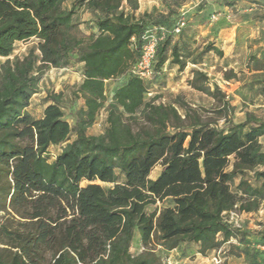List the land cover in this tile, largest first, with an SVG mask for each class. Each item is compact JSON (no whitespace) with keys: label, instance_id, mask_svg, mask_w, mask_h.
Masks as SVG:
<instances>
[{"label":"trees","instance_id":"trees-1","mask_svg":"<svg viewBox=\"0 0 264 264\" xmlns=\"http://www.w3.org/2000/svg\"><path fill=\"white\" fill-rule=\"evenodd\" d=\"M82 9L94 17L90 34L75 21ZM139 9L138 0H0V57L31 39L39 52L0 68V264H164L158 247L170 253L196 245L208 256L251 236L264 244V232L245 233L228 222L236 210L264 207V120L249 113L235 123L220 88L212 91L200 72L191 86L222 102L216 111L228 118L222 127L177 102L146 101L149 88L132 67L147 31L170 32L150 81L167 64L184 71L193 56L181 40L186 15L162 16L166 24L137 15ZM210 52L223 56L215 42L200 56ZM73 63L83 76L74 123L65 119L60 95L48 97L43 117L33 118L28 108L45 71ZM245 68L262 77L264 98V55H251ZM102 111L104 132L92 135ZM54 147H61L56 156ZM136 239L139 255L132 254Z\"/></svg>","mask_w":264,"mask_h":264},{"label":"rangeland","instance_id":"rangeland-1","mask_svg":"<svg viewBox=\"0 0 264 264\" xmlns=\"http://www.w3.org/2000/svg\"><path fill=\"white\" fill-rule=\"evenodd\" d=\"M138 1L140 11L151 14L159 23L168 22L162 16L172 21L178 14L184 13L187 17V28L181 40L187 46L188 53L193 56L184 71L180 72L176 66L167 64L161 74H157L152 81H147L149 91L145 96L146 101L159 97L158 102L165 104L177 102L187 110L195 111L202 120L216 122L222 127L228 119L220 117L216 112L223 108L222 102L191 86V82L196 79V72H200L207 76L208 81L205 84L212 91L215 85L220 88L224 101L230 103L233 108L231 116L235 123L245 121L249 113L264 120V98L259 94L262 77L245 68L251 55H264V0H238L234 7L226 6L225 2L229 0ZM203 3L205 6H202ZM70 4L67 3V6L70 7ZM213 16L215 19H212ZM93 20V14L85 9L80 10L75 17V21L86 34L91 33ZM210 42H215V47L223 52V56L215 52L200 56L202 49ZM37 44V39L16 43L9 58L0 57V68L7 60L15 65L31 50H35V55H39ZM82 82L81 64L73 63L62 69L49 67L42 76L39 91L33 97L28 113L35 119L42 118L49 104L48 97L60 95L65 119L73 124L75 111L83 104L77 95ZM115 86L116 82L108 84V96ZM180 112L183 113V110L180 109ZM106 116V111L100 113L97 123L89 131L90 134L100 135L104 132ZM260 141L264 146V138ZM60 152L61 147L51 149L53 156ZM259 170H264V167ZM160 171L161 167L157 166L150 179H156ZM238 183L239 180L236 185ZM86 184L87 182L82 183L83 186ZM154 209L155 207H149L150 211ZM3 216L4 213L0 212V222ZM229 221L245 233L264 232V207L251 214L236 210L229 216ZM263 248L264 244L260 239L251 236L244 244L234 240L225 244L220 252H212L208 256L199 254V247L196 245H183L172 253L158 247L154 253L164 264H264ZM142 252L143 248L136 239L132 254L139 255ZM184 255H188V258L180 262Z\"/></svg>","mask_w":264,"mask_h":264},{"label":"built area","instance_id":"built-area-1","mask_svg":"<svg viewBox=\"0 0 264 264\" xmlns=\"http://www.w3.org/2000/svg\"><path fill=\"white\" fill-rule=\"evenodd\" d=\"M183 15H185L183 13ZM212 19H215L214 16ZM185 26V20H182L178 27L175 29L176 34H179L181 29ZM169 30L166 28L158 27L151 31H147L144 34V45L141 51V55L137 62L132 67V74L143 82L150 81L153 77L154 66L157 58L158 46L166 39L169 34ZM233 215V212L230 213ZM229 215V216H230ZM228 222L232 224V222ZM264 249V248H263ZM220 252V251H219Z\"/></svg>","mask_w":264,"mask_h":264},{"label":"crops","instance_id":"crops-1","mask_svg":"<svg viewBox=\"0 0 264 264\" xmlns=\"http://www.w3.org/2000/svg\"><path fill=\"white\" fill-rule=\"evenodd\" d=\"M142 14H144V12H141L140 9H139V11L137 12V15H142ZM243 122H244V121H243ZM263 138H264V137H263ZM159 174H160V173H159ZM157 177H158V176H157ZM157 177H156V178H157ZM175 251H176V250H175ZM175 251H173V252H175ZM170 253H172V252H170ZM185 258H188V257H184V256L181 257V258H180V260H181L180 262H183V261L185 260Z\"/></svg>","mask_w":264,"mask_h":264}]
</instances>
